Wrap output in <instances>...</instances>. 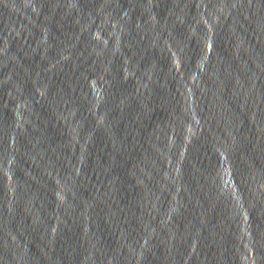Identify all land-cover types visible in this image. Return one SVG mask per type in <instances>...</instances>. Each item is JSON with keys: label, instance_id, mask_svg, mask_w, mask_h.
<instances>
[{"label": "water", "instance_id": "obj_1", "mask_svg": "<svg viewBox=\"0 0 264 264\" xmlns=\"http://www.w3.org/2000/svg\"><path fill=\"white\" fill-rule=\"evenodd\" d=\"M0 264H264V0H0Z\"/></svg>", "mask_w": 264, "mask_h": 264}]
</instances>
